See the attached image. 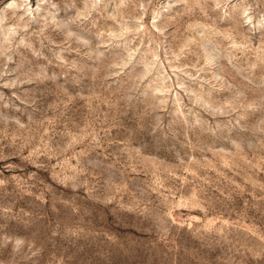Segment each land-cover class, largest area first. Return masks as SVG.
<instances>
[{"label": "clouds", "instance_id": "1", "mask_svg": "<svg viewBox=\"0 0 264 264\" xmlns=\"http://www.w3.org/2000/svg\"><path fill=\"white\" fill-rule=\"evenodd\" d=\"M0 264H264V0H0Z\"/></svg>", "mask_w": 264, "mask_h": 264}]
</instances>
